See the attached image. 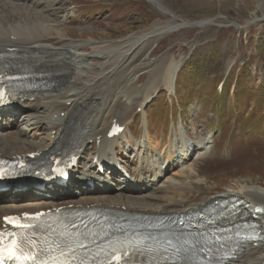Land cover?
<instances>
[{
    "label": "rangeland",
    "instance_id": "374dc122",
    "mask_svg": "<svg viewBox=\"0 0 264 264\" xmlns=\"http://www.w3.org/2000/svg\"><path fill=\"white\" fill-rule=\"evenodd\" d=\"M158 1L51 0L50 5L44 8L48 13L46 25L50 30L46 39L57 50L74 43L86 44L90 51L112 50L105 56L93 54L86 57V63L94 66V71H99L101 62H107L110 56L113 57V52L123 46L124 41L139 38L141 33L154 25L166 27L167 30L161 32L158 38L147 37L146 40L152 45L147 55L148 65L141 73L138 72L135 86L124 79L126 70H129L128 63L115 73L121 74L117 83L119 87H110V92L114 88L115 93L124 99L132 98L131 95L138 92L148 114L146 124L151 128V143L134 141L135 138L141 139V125L144 121L143 115L136 114L137 108H134L133 116L131 113L126 119L130 122L133 120V123H130L126 137L120 141V149L117 147L121 159L126 154L129 160H124L130 162V167L135 166L131 164L132 160L134 163L143 161L148 171L156 169L152 166L157 160L156 164L162 167L163 175L167 176L163 187L171 180L178 187L188 186L185 198L190 203L200 196L206 198L225 193L236 186L258 184L264 187V0ZM173 26L175 30H171ZM6 37L16 38L13 35ZM47 47L51 48L49 45ZM134 49L131 55L139 59L136 54L138 51ZM69 52L72 53V47L62 53ZM110 63L112 61L103 64L107 66L105 70ZM174 63L180 65L175 76V92L169 94L163 81L158 78L151 79L152 83L155 82L154 90L147 89L148 93L145 86L153 72H160L161 65ZM224 82L221 92V84ZM42 97H48L44 102L51 105V94ZM156 107L161 108L156 110ZM172 112L174 117L179 112L178 119H166ZM22 113L24 116L16 120L9 131L20 135L24 130L28 137L23 135L20 138H34V141L43 138L46 141L48 132L44 130L43 124L37 125L35 120L26 123L36 111ZM109 120L107 116L104 122L108 123ZM182 128L190 136L191 133L198 134V130L201 131V137L211 132L216 141V144L213 141V146L216 145L215 156L214 148H211L209 156L202 159L205 161L200 160L194 166V173L192 159L197 155V150L189 154L181 152L184 149L179 142L184 139ZM201 137L197 135L196 139L201 140ZM163 139H168L163 145L164 149L159 146ZM206 141L203 140V143L210 149L212 143L206 145ZM171 146H174V151L179 150L174 161L167 157ZM19 148L25 150L22 146ZM180 171L185 172L181 177ZM149 184H152V180ZM162 184L163 181L160 182ZM138 196L141 201H146L142 194ZM112 198L115 202L120 201V198ZM122 199L126 205L129 204ZM6 202L4 200L0 205Z\"/></svg>",
    "mask_w": 264,
    "mask_h": 264
},
{
    "label": "bare ground",
    "instance_id": "6f19581e",
    "mask_svg": "<svg viewBox=\"0 0 264 264\" xmlns=\"http://www.w3.org/2000/svg\"><path fill=\"white\" fill-rule=\"evenodd\" d=\"M151 1L155 2L158 0ZM50 2L51 0H0V59H2L4 64L16 68L27 87L34 88L32 91L24 90L19 93L16 101H13L12 106L32 109L35 105L27 102V99L36 96L34 103L40 108L32 110L36 111V114L27 119L26 123L35 120V124H43V127L45 126L44 130L46 129L48 132V139L46 141L43 138L39 141H34V138L22 139L20 136L26 135L28 137L24 130L20 135L14 132L3 133L0 135V152L5 156L12 157L13 154H24L25 152L31 154L38 151L42 157H47L48 155H52L51 151L61 150L66 155L74 154L79 157L77 165L69 169L72 184L77 183L88 188H90V184L96 187V181L98 180L113 184L115 181L124 179V174L117 171V166L120 164L118 158L112 152V146L118 138L108 137V130L112 124V120L124 123L131 113L133 116L134 108L140 106L141 101L138 92L131 95L133 99L130 97L124 99L123 96L115 93L114 88L110 92V87H117L119 85L117 83L121 79V74L115 73L119 68L128 65V63L129 70H126L124 79L128 81L127 83L131 81V85L135 86V78L138 72L141 73L148 65L146 64V60L152 45L150 46L148 40H146L147 37L148 39H156L167 28L161 25H154L148 31L141 33L139 38H131L124 41L123 46H120L116 49V52H113V57L110 56V59L106 60L107 62H101L99 71H94V66L86 63V57L93 54L105 56L107 53H111L112 50L107 52L100 50L98 47L99 50L90 51L86 48V44L80 43L68 44L59 50L55 49L53 47L54 44L46 39V36L49 37L47 34H49L50 30L46 25L48 13L44 11V8L49 6ZM157 3L159 4L160 2L158 1ZM210 22L212 23L211 20ZM171 30H175V26ZM7 35H13L16 38L10 39L6 37ZM38 36L42 38H35ZM48 45L51 48H48ZM71 47L72 53H62ZM132 49L138 51L135 53L139 55V59L131 55ZM110 61H112L111 65L105 70L107 66L103 64ZM140 66L142 67L140 68ZM169 66L161 65L160 72H153V75L149 77L148 84L145 86L146 91L152 83L151 79L157 80L159 78L161 82L163 81L165 89L169 94L175 92V76L180 65H173V68ZM113 75H115L114 79ZM49 94L53 96L52 102L50 101L51 105L48 104L49 102L47 104L44 102L48 97H42ZM13 113V111L9 112L8 115V117L13 116L7 121L10 124L15 123L16 120H21L24 114L17 112V115L14 116L15 113ZM89 113L92 115L91 118L89 117ZM107 116L110 120L108 123H105L104 120ZM87 117L89 118L87 119ZM1 125L0 131L3 130V126ZM128 127L129 124H127L126 128ZM146 129L149 130L148 123L146 124ZM185 135L187 139L191 138L186 132ZM148 136L150 137V135ZM203 140H205L204 137H201V140L198 138L191 142H185L184 149L181 150L183 154L192 153L194 150L198 151L199 154L194 160L193 166H196L200 160L207 158L211 152V148H214L213 141L215 140L213 138H210L206 142V145L212 143V145H209L210 149L205 146ZM91 144L92 147H90ZM165 144L166 140L163 139L162 144L159 146L163 147ZM20 146L27 151L22 148L17 149ZM173 148L174 146L170 147L167 156L168 159L172 157V161L176 157L175 154L179 152V150L174 151ZM200 148L202 149L201 155ZM16 159V157L12 158V160ZM124 159L129 160L126 154L123 157V161L125 164H128ZM95 161L97 165H103L106 169L111 170V176L100 178L96 175L94 172ZM157 162V160L153 162L154 166ZM131 164H135L134 160L131 161ZM122 167L125 168V165ZM160 171L159 168L153 173L154 178L158 174H161ZM180 172L182 174L179 177L185 173L184 171ZM147 176L146 172L135 173L136 178L144 179ZM17 183L24 182L18 181ZM69 186L67 185L63 190H68ZM54 188L56 190L60 189L59 187ZM187 192L188 186L182 185V187H178L175 181L171 180L167 186L158 189L153 194H142V197L146 198L144 202L141 201L138 195L131 193L129 195L122 190L117 195L111 196L109 188H105V190L100 192L103 195L102 198L97 199L95 196H88L86 197L88 199L83 198L79 201L71 199L66 201L44 200L33 202L28 199L30 197L21 198L15 196L13 200L2 198L0 199V203L7 200L6 204L9 205H0V215H2L0 228L3 225L2 218L5 216L20 214L25 211L38 212L61 206L68 209L70 207L77 208L79 206L87 207L94 205L96 210L103 213L127 217L148 214L153 219H171L173 222L176 215L203 213L218 208L221 202L227 200L228 210L224 212L222 219L226 222L222 226L236 227L248 225L252 222L259 225L258 227L262 236L260 239L242 246L236 253L238 256L232 255L228 257L226 264H264V187L258 184L236 186L235 189L227 190L225 193L213 194L206 198L200 196L199 199L191 203L187 202L188 199L185 198ZM122 194H124L122 198L129 203L128 205L112 200V197ZM162 194L164 196L160 197ZM133 195L138 200H135L132 197ZM129 200H132V202H129ZM14 201H17V203H12ZM234 201H240L241 204L238 207H233ZM71 204L73 205L71 206ZM173 239L176 256L179 257L183 242L178 237H173Z\"/></svg>",
    "mask_w": 264,
    "mask_h": 264
},
{
    "label": "snow or ice",
    "instance_id": "6c2138e0",
    "mask_svg": "<svg viewBox=\"0 0 264 264\" xmlns=\"http://www.w3.org/2000/svg\"><path fill=\"white\" fill-rule=\"evenodd\" d=\"M0 98H2V94H0ZM7 223L16 224V221L12 218H6ZM23 226V225H20ZM9 235L8 233H0V264H4L5 258L9 261H13L14 264H48V258L55 259L52 257V250H45L40 248H31L25 243L16 240L15 238L9 240L7 243L5 242L4 237ZM256 237H249V239H254ZM171 244V241L167 242ZM75 247H84L83 243H79L75 246L69 245L71 250H74ZM165 251H168V248H164ZM116 252V250H113ZM63 255V251L61 252ZM126 256L127 253L125 252ZM113 260L117 262V264H123V260L121 255L116 252V255L113 256ZM199 264V262H196Z\"/></svg>",
    "mask_w": 264,
    "mask_h": 264
},
{
    "label": "trees",
    "instance_id": "16d2710c",
    "mask_svg": "<svg viewBox=\"0 0 264 264\" xmlns=\"http://www.w3.org/2000/svg\"><path fill=\"white\" fill-rule=\"evenodd\" d=\"M224 85H225V82H224Z\"/></svg>",
    "mask_w": 264,
    "mask_h": 264
}]
</instances>
